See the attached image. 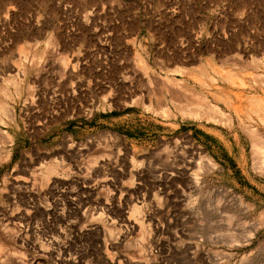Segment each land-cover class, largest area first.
I'll use <instances>...</instances> for the list:
<instances>
[{
	"label": "rangeland",
	"instance_id": "rangeland-1",
	"mask_svg": "<svg viewBox=\"0 0 264 264\" xmlns=\"http://www.w3.org/2000/svg\"><path fill=\"white\" fill-rule=\"evenodd\" d=\"M259 103L264 0H0V264H264Z\"/></svg>",
	"mask_w": 264,
	"mask_h": 264
},
{
	"label": "bare ground",
	"instance_id": "bare-ground-1",
	"mask_svg": "<svg viewBox=\"0 0 264 264\" xmlns=\"http://www.w3.org/2000/svg\"><path fill=\"white\" fill-rule=\"evenodd\" d=\"M262 102V101H261ZM260 105H261V107L264 105L263 103H259ZM256 106V105H255ZM4 109V108H3ZM2 109V110H3ZM211 109H213V108H210V110ZM5 110V109H4ZM209 110V111H210ZM214 110V109H213ZM264 110V109H263ZM11 112H12V110H11ZM10 112V113H11ZM207 112V111H206ZM219 114V115H218ZM164 115V114H163ZM197 115H198V113H197ZM196 114L195 115H191V117H198ZM207 115V114H206ZM209 115V114H208ZM11 116V115H10ZM264 116V115H263ZM219 117V118H218ZM207 119H209V120H211V122H212V120H215L214 122H219V121H222V120H224V122H226V121H230V120H225L224 118H223V113H221L220 111H218L217 112V110H215L214 111V113L213 114H211L210 113V115L209 116H207ZM219 119V120H218ZM227 122V123H228ZM253 131V130H252ZM248 132H249V130H248ZM256 132V131H255ZM255 132H253V134L251 133V132H249V134L251 133L252 135H251V138H252V142H251V148H253L252 149V151L254 150V152L256 153V155H258L259 157V161H261L260 162V168L259 169H261L263 166V164H264V137H262V135H260V134H258V133H255ZM250 138V139H251ZM252 154H253V152H252ZM253 155H255V154H253ZM257 157V156H256ZM258 158H257V160H258ZM211 159V158H210ZM209 158L208 159H203L204 160V162H205V164L206 165H208V166H214L215 164H213V162H212V159L210 160ZM259 161L257 162V163H259ZM259 165V164H258ZM257 165V166H258ZM264 169V168H263ZM263 169H261V170H263ZM261 170H259V171H261ZM262 172V171H261ZM264 172V171H263Z\"/></svg>",
	"mask_w": 264,
	"mask_h": 264
}]
</instances>
